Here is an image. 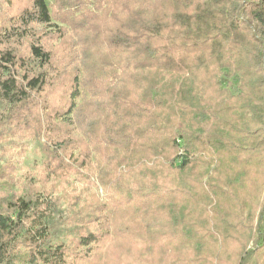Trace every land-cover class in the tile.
Instances as JSON below:
<instances>
[{
	"label": "trees",
	"instance_id": "trees-1",
	"mask_svg": "<svg viewBox=\"0 0 264 264\" xmlns=\"http://www.w3.org/2000/svg\"><path fill=\"white\" fill-rule=\"evenodd\" d=\"M6 1L0 264H264V0Z\"/></svg>",
	"mask_w": 264,
	"mask_h": 264
},
{
	"label": "rangeland",
	"instance_id": "rangeland-1",
	"mask_svg": "<svg viewBox=\"0 0 264 264\" xmlns=\"http://www.w3.org/2000/svg\"><path fill=\"white\" fill-rule=\"evenodd\" d=\"M23 3L26 0H21ZM14 4L10 1L0 0V16L7 10H12ZM8 135H5L0 141V168L10 164L13 168L17 190L24 184H32L33 186H40V176L42 174V156L39 150L36 148L35 143L29 141H13ZM81 189L77 183H72L68 187V191L74 193L73 189ZM61 190V188H60ZM60 190L54 189L53 186L47 187L45 193L40 195V199L43 201L45 209L39 213V217H51L55 218L59 215V210H62L65 205L61 202L60 205L53 203V198L60 195ZM99 197H102L103 193L100 189L95 191ZM68 262H71L68 260Z\"/></svg>",
	"mask_w": 264,
	"mask_h": 264
}]
</instances>
